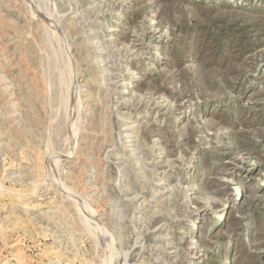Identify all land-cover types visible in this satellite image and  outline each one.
Here are the masks:
<instances>
[{"label":"rangeland","instance_id":"obj_1","mask_svg":"<svg viewBox=\"0 0 264 264\" xmlns=\"http://www.w3.org/2000/svg\"><path fill=\"white\" fill-rule=\"evenodd\" d=\"M0 264H264V0H0Z\"/></svg>","mask_w":264,"mask_h":264}]
</instances>
